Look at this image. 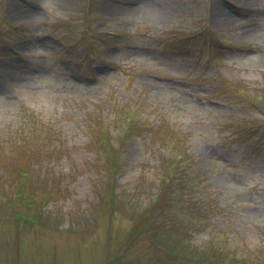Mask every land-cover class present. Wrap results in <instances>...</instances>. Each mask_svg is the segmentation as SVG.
Wrapping results in <instances>:
<instances>
[{
    "label": "rangeland",
    "instance_id": "374dc122",
    "mask_svg": "<svg viewBox=\"0 0 264 264\" xmlns=\"http://www.w3.org/2000/svg\"><path fill=\"white\" fill-rule=\"evenodd\" d=\"M147 1L0 0V264H264V0Z\"/></svg>",
    "mask_w": 264,
    "mask_h": 264
},
{
    "label": "bare ground",
    "instance_id": "6f19581e",
    "mask_svg": "<svg viewBox=\"0 0 264 264\" xmlns=\"http://www.w3.org/2000/svg\"><path fill=\"white\" fill-rule=\"evenodd\" d=\"M260 2H261V0H249V3H250V4L260 3ZM149 3H152V2L146 0V2L143 3V5H142L141 3H139V5H138V10H143V11H144V6H145L146 4H149ZM150 5H151V4H150ZM152 6H153V5H152ZM144 13L147 14V15H149V16H151V17H154L155 19L160 18L161 15H162V12H161V9H160L159 6H153V8H152L151 11H149V12H145V11H144Z\"/></svg>",
    "mask_w": 264,
    "mask_h": 264
},
{
    "label": "trees",
    "instance_id": "16d2710c",
    "mask_svg": "<svg viewBox=\"0 0 264 264\" xmlns=\"http://www.w3.org/2000/svg\"><path fill=\"white\" fill-rule=\"evenodd\" d=\"M5 160H7V159H4V160H0V169L2 168H4V164H6L5 163ZM114 168H116V166L114 165V167H113V169ZM5 170L7 171V173H5V174H3L1 171H0V175H2L1 176V179H4L5 181H6V183L10 180V178H11V173H10V171H9V169H7V166L5 165ZM114 172H115V169H114Z\"/></svg>",
    "mask_w": 264,
    "mask_h": 264
}]
</instances>
